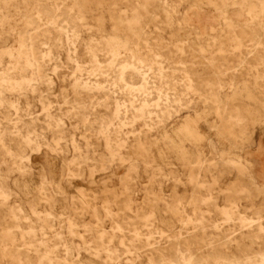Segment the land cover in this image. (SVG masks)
<instances>
[{
  "label": "rangeland",
  "instance_id": "374dc122",
  "mask_svg": "<svg viewBox=\"0 0 264 264\" xmlns=\"http://www.w3.org/2000/svg\"><path fill=\"white\" fill-rule=\"evenodd\" d=\"M0 91V264H264V0H0Z\"/></svg>",
  "mask_w": 264,
  "mask_h": 264
},
{
  "label": "bare ground",
  "instance_id": "6f19581e",
  "mask_svg": "<svg viewBox=\"0 0 264 264\" xmlns=\"http://www.w3.org/2000/svg\"><path fill=\"white\" fill-rule=\"evenodd\" d=\"M66 18V17H65ZM39 30V29H38ZM249 45V44H248ZM87 46V45H86ZM88 47V46H87ZM86 47V48H87ZM127 69V68H126ZM216 73V72H215ZM140 81V80H139ZM85 88H86V86H85ZM87 88H89V87H87ZM1 92V91H0ZM227 112V111H226ZM231 114V113H230ZM226 116V115H225ZM240 122V121H239ZM5 154V153H4ZM62 165V164H61ZM62 173V172H61ZM128 196V195H127ZM89 199V198H88ZM199 205V204H198ZM84 210V209H83ZM182 213V212H181ZM184 213V212H183ZM128 217V216H127ZM232 219H233V217H231V216H228L227 217V219H226V221H232ZM189 220V219H188ZM250 222V221H249ZM227 228V227H226ZM118 229V228H117ZM194 230V229H193ZM202 231V230H201ZM179 234H181L180 232H179ZM212 234V233H211ZM214 235V234H213ZM215 235H217V234H215ZM116 237V236H115ZM178 244V243H177ZM181 246V245H180ZM61 247V246H60ZM66 250V249H65ZM197 252V251H196ZM163 254V253H162ZM161 254V255H162ZM165 255V254H164ZM233 255H234V253H233ZM191 258V257H190ZM231 258V257H230ZM186 262V261H185ZM185 262H184V264H185ZM188 262V261H187Z\"/></svg>",
  "mask_w": 264,
  "mask_h": 264
}]
</instances>
